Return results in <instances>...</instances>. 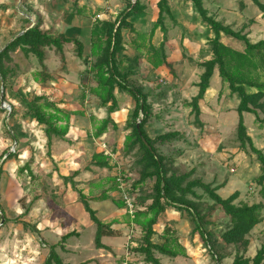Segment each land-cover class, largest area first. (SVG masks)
Returning <instances> with one entry per match:
<instances>
[{
  "label": "rangeland",
  "instance_id": "374dc122",
  "mask_svg": "<svg viewBox=\"0 0 264 264\" xmlns=\"http://www.w3.org/2000/svg\"><path fill=\"white\" fill-rule=\"evenodd\" d=\"M129 1L133 4L137 2ZM138 1L144 11L130 21L142 33H149L157 22L160 0ZM201 1L209 16L248 36L252 43L264 41V14L253 0ZM258 2L264 5V0ZM127 4L128 0H0V53L29 27L40 24L53 38L60 35L66 37L73 35L70 30H65L72 25L73 20L78 21L80 28L92 25L97 20L114 21L126 9ZM174 10L177 24L169 17L164 21L168 29L167 41L162 42L163 39L157 37L152 42L161 56L166 58V54L169 57V66L147 79L148 64L154 52L151 54L147 50L149 48L144 47L137 56L138 64L142 61L145 64L141 71L137 70L141 76L135 79L134 84L142 86L149 95L154 114L147 131L151 138L169 132H179L184 136L171 148L161 149V152L169 156L178 151L182 152L174 159L173 168L177 172L194 171L193 178L201 179L217 189V194L223 199L239 193L236 205H264L263 188L256 182L261 174V166L255 155L240 149L238 141L237 108L240 101L222 84L217 71L205 100L200 103L204 126L201 129L194 126L195 117L187 103L198 93V88L195 90V87L204 71L200 65L211 60L208 44L213 38H209L210 29L204 27L191 2L180 1L174 6ZM122 33L126 48H132L136 37L130 29ZM222 41L234 49H243L241 44L225 36ZM46 54L49 77L47 78V73H42L44 81L41 83L34 80V74L42 72V67L34 56L26 57L18 50L10 52L9 59L3 61L8 75L6 82L0 75V225L2 217H5L4 224L0 226V264H45L50 255V248L45 245L48 243L50 246L52 243L50 239L43 238L41 233L44 227L55 224L59 225V231L63 234L82 231L79 241L76 237L70 241L71 245L78 246L72 248L76 254L65 257L63 254L64 261L70 259L72 264H81L93 255L96 247V227L90 225L89 215L82 203L74 202L76 195L61 179L63 172L68 171L66 165L60 164L62 162L59 158H63L64 149L67 150L69 146L55 138L49 147L44 127L29 117L23 100L31 101L44 96L56 104L66 105L69 107L68 112L83 113L84 116H79V121L84 130L89 131L83 134L88 143H93L89 135L85 136L92 130L89 129L92 126L91 117L105 118L107 112L99 111V99L91 94L86 92L83 100L81 75L90 65H86L75 55L76 49L73 45L65 46L63 55L54 49H46ZM88 56L89 51L86 52V57ZM89 62L92 64L94 59L90 58ZM87 78L89 86L94 85L92 76ZM116 94L119 98L118 119L121 128L105 137L102 142L106 143L108 150L115 152L112 163L117 168L109 171L94 167L92 171L85 170L81 178L85 183L93 182V188L84 189L87 195L100 196L113 186L112 178L122 174L125 187L136 208L143 210L147 205H143L141 200L153 196L156 180H148L135 188L140 181V165L134 154L126 156L123 151L127 135L125 122L128 111L131 113L133 109V101L126 93ZM3 106L9 107L11 112ZM258 114L263 118V112L258 111ZM244 120L255 147L264 152V127L258 125L255 115L245 114ZM98 149L102 152L100 145ZM11 154L14 158L8 159ZM85 160L87 159L81 158L80 162ZM28 164L32 175L28 171H20ZM80 165L84 167L87 162ZM194 192L195 196L188 195L187 199L198 204L201 212L209 217L214 224L211 228L217 235V243L221 244L219 236L227 231L229 216L221 208L216 209L214 202L202 189H195ZM111 198L121 201V192H116ZM119 210H116L115 217L119 218V223H124L123 230L126 231L125 254L121 257L123 263L145 264L141 256L130 251L140 242L141 232L138 227L130 224L126 209ZM105 213L110 218L113 216L106 209ZM262 217L264 218V210ZM166 226L178 231L189 256L171 260L159 255L163 264H215L209 249L195 232L192 217L187 212L168 209L154 227V243L162 244V234ZM55 241H60L58 236L54 237ZM263 245L264 219L249 235L246 255L253 258ZM236 247L229 246L227 251L235 255ZM58 252L62 257V250ZM233 259L231 256L224 264H231Z\"/></svg>",
  "mask_w": 264,
  "mask_h": 264
},
{
  "label": "trees",
  "instance_id": "16d2710c",
  "mask_svg": "<svg viewBox=\"0 0 264 264\" xmlns=\"http://www.w3.org/2000/svg\"><path fill=\"white\" fill-rule=\"evenodd\" d=\"M180 1L191 2L201 22L214 35V38L208 44L211 60L200 65L204 71L200 82L197 84L198 94L191 102L187 103L195 117L194 126L198 129L204 126L201 121L200 103L205 100L206 94L211 88L214 74L217 71L222 84L227 86L230 94L237 96L240 101L237 108L239 117L237 136L240 149L247 154L256 156L261 166V174L256 182L258 186L263 188L262 193H264V152L255 147L252 138L248 135L244 120L245 114L255 115L258 125L264 127V116L260 118L258 114V111L264 114V41L252 43L248 36L234 31L231 27L225 26L209 16L203 8L201 0ZM253 1L264 14V5L258 0ZM158 9L159 17L152 30V36L159 28L165 32V17L172 18L167 0H160ZM80 11L78 12L80 13ZM143 11L144 7L141 6L138 0L135 4L128 0L126 9L114 21H95L91 28V48L88 57L84 56L85 47L82 42L67 38L64 35L53 38L41 28L40 24L29 27L22 36L17 37L0 53V75L3 81L6 82L8 73L4 69L3 61L9 59L10 52L19 50L24 56L29 57L32 55L38 60L42 72L35 73L34 80L41 83L44 81L42 78L44 73H47V78L49 77L46 66V49H54L58 54L63 55L65 46L73 45L77 57L84 61L86 65H90L81 78V87L84 90L83 100L86 97L85 93L89 92L99 99L100 107L107 109V118L99 120L96 117H91L92 133L89 134V137L95 141H98L110 130H118L117 124L111 117L119 109L116 93L121 92L130 95L133 101V109L129 114L126 125L127 135L123 151L126 156L134 154V158L140 165V181L135 188L143 185L148 180H156L153 196L141 200V203L147 205V207L143 210L136 208L134 219H131L130 215L126 213L129 216L130 224H133L135 228L138 227L141 232L140 242L134 248L132 247L130 251L141 256L145 264H163L160 257H158L159 255L171 260L188 257L178 231L171 226L164 228L162 244H155L152 241L153 236L156 234L154 227L168 209H175L179 212L185 211L192 217L195 232L200 236L206 248L209 249L215 264H224L225 260L231 256L234 257L231 264H264V245L253 258L246 255L249 247V235L263 222L264 205H236L235 202L239 198V193L233 194L228 199H223L217 194V189L204 183L201 179L193 178L194 171L177 172L173 168L174 159L182 152H176L173 155L175 157H173L165 155L161 152V149L171 148L175 142L182 140L184 136L179 132H169L151 138L147 131L148 124L154 118L153 107L149 103V95L145 93L142 86L136 85L134 81L130 80L132 73L135 71L134 63L128 67L124 66L125 41L122 33L127 29L135 32L130 20ZM223 36L241 44L243 49L238 50L226 45L222 41ZM139 37L141 36L139 35ZM151 50L154 55L150 62L155 69L163 65L169 66V63L160 55L157 49L152 47ZM90 58L94 59L92 64L89 62ZM138 61L137 58L135 64ZM90 75L94 82V86L91 87L86 82L87 77ZM23 105L26 107L29 117L44 127L49 147L52 146L53 139L63 141L67 137L73 116H84L83 113L78 111L67 112L62 110L55 102L44 96L36 97L31 101L23 100ZM140 120L141 123L138 124ZM7 158L12 159L14 155L11 154ZM112 162L102 152L95 153L85 169L95 167L114 171L117 166ZM20 171H28L32 175L29 164ZM80 173V171H75L67 177L62 176L61 179L65 185H71L73 191L77 193L78 199L89 215L91 223L96 226V248L105 249L101 243L102 238L119 237L120 232L114 230L112 225L101 222L89 203L110 200L109 193L120 192L119 184L116 177L112 178L114 183L112 187L106 189L100 196L91 195L88 197L81 189H78V185L75 183V179ZM195 189H202L214 202V207L216 209L221 208L229 216L228 229L219 236L222 241L221 244L217 243V235L211 228L214 224L210 222L209 217L201 212L198 204L187 199L188 195L195 196ZM113 203L119 209H126L123 200H113ZM75 235V232L65 235L59 245L63 247L62 243ZM221 245H225V247ZM234 245L237 246L235 255L227 251L229 246ZM56 249L57 246L50 247V255L45 264H64Z\"/></svg>",
  "mask_w": 264,
  "mask_h": 264
},
{
  "label": "crops",
  "instance_id": "0c3cea01",
  "mask_svg": "<svg viewBox=\"0 0 264 264\" xmlns=\"http://www.w3.org/2000/svg\"><path fill=\"white\" fill-rule=\"evenodd\" d=\"M167 2H168L169 8H170L171 13H172V18L171 19L173 21H175V23H176V19H175L176 12L174 10V6H177L178 5V2H180V0H167ZM158 17H159V13H158ZM165 22H166V19H165ZM77 23H78L77 20H73L72 25L68 26V28L65 29V30H70L71 32H73V35L66 36V37L67 38H70V39H76V40L82 42L84 44V47H85V49H84V56L86 57V52L89 51V53H90V48H91V40H90V37H91V28H92V25L93 24L92 25L89 24V26H87L85 28H83V27L80 28ZM178 24H179V22H178ZM154 26L155 25L152 26V28H151V30H150L149 33L148 32L142 33L141 31H139L138 29H136L133 26L134 29H135V32H132V33L134 34L133 36L136 37V38L134 39V42L132 43L133 44L132 45V48L131 47L130 48H126V44H125V52H124V55H123L124 56V66L128 67L130 64H133L134 63V68H135L134 73H132L133 75L130 77V80L131 81H135V79H137V78H139V76H141V74H139V72L137 70H140L141 71L142 65L145 64V63L142 61V63L135 64L134 59H137V56H139L138 54L142 53V51L144 50V47H148L150 50L149 49H147V50L150 51L151 54H152L153 51L151 50V48L154 47L155 49H157L156 46L153 45V43H152L153 40L158 39L157 37H160L161 39H163L162 42H164V40L166 42L167 39H168L167 38V35H168V33H167L168 31L167 30L168 29H166V25L165 24H164V26H165L164 27L165 28V32L162 31L161 28H159V29H157L155 31L154 35L152 36V30H153ZM204 27H207V26L204 25ZM124 31H126V30H124ZM81 32H83L84 34L82 35ZM209 33H210L209 34V38H211V39L214 38L211 30H210ZM139 35L141 37H139ZM123 37H124V35H123ZM165 57L166 58H164V59L167 61V63H169L168 62L169 61V57L166 56V54H165ZM148 66H149V69H151V70H149V69L147 70V72H149V76H147V79H151L153 76H155L154 74H156V72L160 71L161 69L167 68L166 65H163V66L155 69L151 65V62H149ZM200 75H202V73ZM81 77H82V75H81ZM196 89H197V87H195V90ZM87 93L90 94L89 92H87ZM116 96H117V94H116ZM195 96H193V98ZM117 99H118V102H119L118 96H117ZM57 105H58V107L60 109L65 110L67 112L69 111V109H68L69 107H66V105H63L61 103L60 104H57ZM103 110H105L107 112V109L106 108H102L101 107L99 109V111H103ZM75 112H77V111H75ZM129 113L130 112L128 111V115H127V118H126L125 125H127V121H128V118H129ZM119 114L120 113H119V110H118L116 113H114L111 116L112 119L117 124L118 130L121 128L120 121L118 119V115ZM105 118H107V116ZM105 118H98V119L99 120H102V119H105ZM90 124H91V122H90ZM70 125H71V127H70L69 134L63 140V142L66 143L69 147H68L67 150L64 149L63 158L62 157L61 158L58 157L59 160L62 162L60 164L61 165L62 164L66 165V168H67V171H68V172H63L62 175L65 176V177H67V176H69L71 173H73L75 171H80L81 173L75 179V183L78 185V189H81L84 192V194L89 197L91 195L90 194L87 195L85 193V190L84 189H87L88 190L90 188H93V182H90V181L88 183L87 182L86 183L83 182L84 180H82L81 175L85 172V170H86L85 168H86L87 165L84 166V167H82L80 165V163H84V165H85V163L87 162V164H88L95 153L96 154L101 153V151L98 149V146L100 145V143H102V141H104L103 139L105 137H108L109 135L112 134V132H115V131L110 130L107 134H105L103 137H101L98 141L93 140V143L92 142L91 143H88V142H86L84 140L83 134H84L85 131L86 132H89V131L87 129L84 130V128L81 126V123L79 121V116H73L71 118ZM91 127L92 126L90 125V128L89 129H92ZM90 133H92V130H90ZM88 135L89 134L87 133L85 136L88 137ZM88 141H90V140H88ZM81 158H86L87 160H85L84 162H80V159ZM92 170H94V167H90V169H88L86 171H92ZM69 186L71 188V191L76 195L74 202L79 201L77 193H75L72 190L71 185H69ZM112 194L114 195V194H116V192L109 193V196L112 197L113 196ZM112 199L113 198H111L108 201H103V202H93L92 201L89 204H90V207L96 212L97 218L101 222H103L105 224L112 225L114 230L120 232V236L119 237H103L102 240H101V243L105 247V249H97L96 247H94V250H93V253H92L93 255L90 256L87 259V261H82L81 264H124L123 263L124 260H122L121 257H122V255L125 254V248H126L125 247L126 246V236H125L126 231L123 230V227L125 225H124V223H122V224L119 223L118 222V219L119 218L118 217L117 218L115 217L116 216V213L119 210V208L116 207V205L113 203V200ZM105 209L108 210V211H110L111 214H113V216H111V218L109 217V214L105 213ZM115 209L117 210V212H116ZM89 220H90V218H89ZM90 225L91 226H95L93 223H91V221H90ZM49 227H44L43 233H41V234H42V237L43 238L50 239L52 245L50 244V246H48L49 244L47 243L45 246L46 247H49V248L51 246H57V249H56L57 253L59 254L58 250H60V249L63 252L62 253V257L59 254V256L62 259L63 263L64 264H72L70 262V259H68V260L66 259V261L63 260V254H64V257H65V255L66 256H72L73 254H76L75 253V250H73L72 248L73 247H78V246L77 245H74V246L71 245L70 241L74 237H76L77 239L79 238L78 239V241H79L80 238H82V234H81V237H80V233L82 231L81 232L72 231V232H75L76 235L73 236V237H71L70 239H68L65 243H62L63 244V247H62L61 245H59L60 244L59 242H62V238L65 235H67L69 233H72V232H68L66 234H63V232L59 231V225L58 224H55V225H52V226H49ZM56 236H58V238L60 240L59 242L58 241H55L54 242V237H56ZM95 236H96V233H95ZM52 239H53V242H52ZM79 243L80 242H78L77 244L78 245H81ZM94 246H95V242H94ZM79 250H80V248H79ZM80 252H77V254H79ZM187 256H189L188 250H187ZM121 260H122V262H121ZM118 261H120V263H118Z\"/></svg>",
  "mask_w": 264,
  "mask_h": 264
},
{
  "label": "built area",
  "instance_id": "2783aa9c",
  "mask_svg": "<svg viewBox=\"0 0 264 264\" xmlns=\"http://www.w3.org/2000/svg\"><path fill=\"white\" fill-rule=\"evenodd\" d=\"M100 147L102 149V153L108 157L109 159L113 160L114 159V152L113 150H108V147L106 145V143H101ZM117 182L119 184V189L121 192V197L122 200L124 201L125 205H126V211L127 213L130 215L131 219L135 218V212H136V206L133 202V200L131 199L127 188L125 187L124 184V177L122 174L117 175ZM132 237L129 238V241H131ZM129 255V254H128ZM130 256V255H129ZM124 264H128L127 262H124Z\"/></svg>",
  "mask_w": 264,
  "mask_h": 264
},
{
  "label": "water",
  "instance_id": "95a60500",
  "mask_svg": "<svg viewBox=\"0 0 264 264\" xmlns=\"http://www.w3.org/2000/svg\"><path fill=\"white\" fill-rule=\"evenodd\" d=\"M24 33H25V32H24ZM24 33L20 34L18 37L22 36ZM3 108H4V109H9V110H10L9 107H4V106H3ZM10 112H11V110H10ZM140 123H141V120L138 122V124H140ZM4 222H5V217L3 216V217H2V220H1V225H0V226H2V225L4 224Z\"/></svg>",
  "mask_w": 264,
  "mask_h": 264
}]
</instances>
